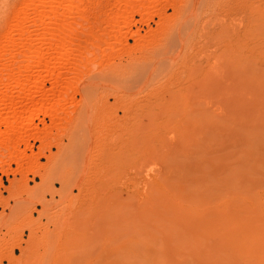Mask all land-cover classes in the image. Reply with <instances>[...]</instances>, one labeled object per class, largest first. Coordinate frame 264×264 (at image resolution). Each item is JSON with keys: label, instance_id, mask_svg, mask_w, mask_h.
Returning a JSON list of instances; mask_svg holds the SVG:
<instances>
[{"label": "rangeland", "instance_id": "1", "mask_svg": "<svg viewBox=\"0 0 264 264\" xmlns=\"http://www.w3.org/2000/svg\"><path fill=\"white\" fill-rule=\"evenodd\" d=\"M85 2L93 33L83 34L99 38V45L90 48L91 64L107 67L113 56L126 63L127 51L133 47L136 62L124 72L137 71L142 67L140 52L149 44V84L163 85V90L141 108L149 86H132L126 75L89 99L82 97L84 82L74 83L70 92L62 87L56 98H43L39 94L50 86L46 81L43 90L34 88L33 98L15 103L6 100L0 88V264H264V257L260 260L256 253L257 248L264 252L260 238L264 235L260 223L264 221V69L255 75L251 34L234 33L239 16L224 0L208 14H202L203 0ZM29 3L0 0V48L9 46L11 24ZM27 19L30 33L38 24ZM196 24L204 27L196 29ZM173 29L178 32L171 33ZM44 79L52 78L46 74ZM113 89L117 101L110 96ZM101 96L109 98V105L85 114L83 107ZM225 97L230 98L228 105L222 102ZM207 101L218 113L228 106L223 107L227 116L223 111L221 115L231 120L232 124L226 121L230 127L246 115V128H231L227 135L216 128L217 139L196 141L199 137L194 138L190 121L201 102ZM228 113L233 114L231 119ZM240 131L254 136L249 141ZM225 144L230 147L227 159ZM213 155L222 162L217 159V164V157L210 160ZM223 166L233 169L232 174ZM224 177L234 182L223 187ZM207 184L223 189H207ZM253 197L261 203L250 202ZM227 198L232 203L228 210L237 213H229L231 218L227 210L216 207Z\"/></svg>", "mask_w": 264, "mask_h": 264}, {"label": "bare ground", "instance_id": "2", "mask_svg": "<svg viewBox=\"0 0 264 264\" xmlns=\"http://www.w3.org/2000/svg\"><path fill=\"white\" fill-rule=\"evenodd\" d=\"M85 1L86 0H31V3L27 4V7H25V9H22L18 13V15L16 16V18L13 21V24H11L12 25V28H11L12 31H10V33H8V35H7V42H8V45L10 46V47L8 46L9 49L7 47V44L2 45L0 48V51H1V56H0V88H2L3 92L6 93V95L3 94V96L5 97L6 100H11L14 103L16 100H21V101L22 100H29L35 96L34 95V88L38 89V90H43V87H44L46 81L50 82V86L47 89L43 90L42 94H39L40 97L56 98L60 95V93L62 91V87H65L66 91L70 92V90L73 89L74 83L84 82L86 86L83 88L82 97L89 99L93 96L94 97L97 96L100 93L99 91L101 89L115 85L123 75H126V77H128V80L130 81V84L132 86L139 85V84H140V87H142V88H146L149 86L146 89L145 94L141 98L142 102L139 103V106L141 108H146L149 102H151L153 99H156L157 97H159L161 91L163 90V85H158L156 88L150 87L151 84H149V83H150L151 79H149V77L147 76V73H146V70H147L146 65L151 61V58H152L151 57L152 50L150 49L149 44L145 45L144 48L140 52V54L142 56L141 57V59H142L141 66L142 67L138 68L137 71H133V72L131 71L130 73L124 72L125 69H128L131 65H133L136 62V55L133 54V53H135V52H133V50H134L133 47H131L127 51L128 57H127L126 63H123V64L119 63L118 61H116L115 56H113L112 61L109 63V65L107 67H103V66L97 67L94 64H91V63H94V61L91 58L90 48H92L94 46L97 47L99 45L97 43L99 38H97L95 35H93L91 37H87L86 35L83 34V33H93L92 27H91V24H90L89 18H88V16H90L89 15L90 13H88L89 11L87 12V4ZM220 1L222 2L223 0H203L204 8L202 9V11H203L202 14L205 11H206L205 14H208L207 11L214 9V8H211V7H213V5L214 6L218 5V4L220 5ZM224 1H228L229 6H230V12L239 16V22L237 24V28L235 29L234 33H250L251 34V39L253 40L252 45L250 47L251 54H252L251 58H252V61H254L257 65L256 69H255V75L259 76L262 72V69H264V0H224ZM27 18H31V20H33L34 23L38 24L37 28L36 29L32 28L33 31H30V33H27L29 31V29H27L25 26V24H26L25 21L28 20ZM114 23H117V17L114 19ZM114 25H116V24H114ZM195 26H196V29L197 28L199 29L200 27H204V24H201L199 26H198V24H196ZM80 27H81V29L78 31V29ZM13 30H15V31L13 32ZM177 32H178V30L175 31V29H173L171 31V33H177ZM12 33H14V34L16 33V35H12ZM111 47H114V46L111 45ZM46 74L51 76L52 79L45 80L44 75H46ZM76 78L78 80H76ZM15 88H19V92H15L14 91ZM131 88H133V87H131ZM259 90L261 92V87H259V88L257 87L255 89L256 92L257 91L259 92ZM256 92L254 94L258 93V92L257 93ZM110 96L113 97L114 101L118 100V95H117L116 90L113 89L112 92L110 93ZM0 98H1V95H0ZM225 99L226 100H224L222 102H225L226 103L225 105H228L230 98L225 97ZM94 101H95V104L90 102V103H88V105L86 107H83L85 114L88 115V113L91 112V109H95V108L102 109V108H105L109 105V98L106 96H101L100 98H96V100H94ZM22 102H24V101H22ZM209 102L208 101L207 102H201V105H199L196 108V112L191 118L190 122H191V126H192V131L195 133V134L193 133L195 135L194 138L197 136L199 137V138H195L196 141H200V137H201L200 142H201V144H204L203 143V142H205L204 140H206V141L208 140L205 138H210V139L216 138L217 139V135H216V131H215L216 128H218L219 130L221 129L223 132H225V130H226L225 135H227L228 134L227 132H229V131L232 132L231 128L232 129L236 128L237 130L241 129L242 131H243V129L246 128L245 126L249 123V121L247 123V116L246 115H245L246 117L244 116V118H246V120L239 116L238 118H240V119L238 120V122L233 127H230L229 125H227V122L229 123L231 120L227 121V117H226L227 114L224 113V109H223V107L225 105H223V107L221 108L222 109L221 112L223 111L222 112L223 116H224V114L226 115L225 117H223L221 115V112L220 113L216 112L217 109H214V107L212 106V103L211 102L209 103ZM239 105H241V103ZM245 105L246 104L241 105V107L244 106V108H246L247 105H246V107H245ZM225 107H228V106H225ZM25 108L26 107L23 106V110ZM217 108L220 111V106H217ZM244 108L241 110L239 109L241 112L240 113L241 115L243 112L242 110H244ZM83 109L79 113L80 116L84 115V114H82V113H84ZM227 109L228 110L230 109V112H231L232 108H227ZM18 112H20V110L16 111V113H18ZM232 112H234V114H238L237 113L238 111L236 112V111L232 110ZM231 113L230 114L228 113L229 117H230V115H233ZM229 119H231V117ZM112 124H113V122H112ZM229 124H232V123H229ZM228 126L230 127L229 129H228ZM249 126H250L249 128H251L252 125H249ZM254 128L252 127V129H254ZM247 130H248V128H247ZM247 130L245 132L250 133V130L249 131H247ZM259 130H261V129H259ZM242 131H240V132H242ZM256 132H258V131H256ZM262 132H264V131H262ZM262 132H261V134H262ZM199 133H202V135L204 134L206 137L203 136V138H204L203 139L202 135ZM248 133H246V135ZM243 134L245 135V133H243ZM261 134H260V136H262ZM199 135H201V136H199ZM244 135L242 137H244ZM246 135H245V137H246ZM248 136L249 135H247V137ZM252 136H254V135H251L250 137L252 138ZM258 136H259V134H258ZM242 137L241 138L239 137L238 139L241 140ZM250 137H248V140ZM230 138L231 137H229V139ZM232 138H234V136ZM253 138H255V137H253ZM197 139H199V140H197ZM257 139L259 140V138H256L254 141H256ZM248 140L246 138V141H248ZM244 141H245V139H244ZM17 142L18 141H15V143H17ZM241 142H242V140H241ZM196 143H198V142H196ZM227 143H229V142H227ZM232 143H234V142H232ZM198 144L200 145V143H198ZM198 144H195V145H198ZM226 145L227 144H225L224 146L226 147ZM240 146H241V144H240ZM242 146H243V144H242ZM242 146H241V148H244ZM252 146H253V144H252ZM225 147H223V148H224V151H225V149H227L226 150L227 152H225V153H227V154H225V156L227 155L225 157L227 159L228 158V149H230V147L229 146H227L228 148L227 147L225 148ZM245 151H246V148H245ZM39 152H41V151H39ZM220 152H222V151H220ZM243 152H244V150H243ZM241 154H243L242 151H241ZM249 154H253V153L249 152ZM203 157H200V159ZM215 157H217V158L215 159ZM221 157L223 158V155ZM197 158H195V160ZM245 158H247V157H244V159ZM214 159H215L216 163L219 164L217 159L220 160V158L218 156H214L213 159H210V160H214ZM226 159H225V162H226ZM222 160L224 161V158ZM228 160H227V162H228ZM233 161H235L234 163H236L238 160L237 161L233 160ZM197 162H198V160L195 161V163H197ZM202 162H203V160H202ZM207 164L209 165V164H211V162L210 163L207 162ZM245 164L246 163H244V165ZM212 165H213V163H212ZM227 165H230L229 162ZM227 165H225V166H227ZM231 166H233V165L231 164ZM208 167H210V165ZM215 168H217V167H215ZM222 168L224 169L225 167L223 166V167H221V169ZM201 169H203V168H201ZM221 169H220V171H221L220 173L224 174L225 171H227V170L229 171L230 168H228L226 170L224 169L225 170L224 172H222ZM238 169H240V166ZM231 170H233V169H231ZM231 170L228 172V174H230L232 172ZM236 170H237V168H236ZM216 171H217V169H216ZM216 171H214V172H216ZM243 171H245V170H243ZM236 172H238V171H236ZM246 172H247V170H246ZM210 173H212V172H210ZM241 174H243V172H241ZM244 174H245V172H244ZM244 174H243V176H244ZM239 175H237V176H239ZM240 176H242V175H240ZM239 177H237V178H239ZM205 178H206V176H205ZM212 178H214V176ZM216 178L219 179V177H216ZM224 179H226V178L224 177ZM229 179H231V177L228 178V180L226 179L227 181H223V183H222L223 187H224V184L227 183L228 181L234 182L233 179L232 180H229ZM234 179L237 180L236 178H234ZM213 182H214V180H212L211 183H213ZM42 183H43V181H42ZM229 184H227L228 188H229V186H228ZM207 185L209 186V184H207ZM214 185L209 186V187L207 186L205 188L211 189V188H213ZM204 186H206V185H204ZM232 186H233V183H232ZM241 186H242V184H241ZM214 187L219 189V190L223 189L222 186L221 187L220 186H218V187L214 186ZM220 188H222V189H220ZM228 188H226V189H228ZM229 190H230V188H229ZM209 191H211V190H209ZM232 191L233 190H231L229 192H232ZM243 191H244V187H243ZM215 192H217V190ZM246 193H245V195H246ZM249 193L247 194V197H248V195L250 196L252 192H249ZM226 194L227 193H225V195ZM233 194L235 195L234 192H233ZM240 194H241V192H240ZM240 194H239V196H240ZM243 194H244V192H243ZM201 195H202V193H201ZM205 195H206V193H205ZM222 196H223V194H222ZM206 197L205 198L203 197V198L206 199ZM240 197H244V196L242 195ZM245 197H244V200L247 199ZM255 197H256V195H255ZM255 197H253L254 199H249V201L251 202L253 200V202H254V200L256 198H258V197H256V198ZM262 197H264V196H262ZM212 198H213V196H212ZM218 198L220 199V197H218ZM233 199L234 198H232V201H233ZM227 200H230V199H228V198L225 199L223 201V204H221V202H222V200H221V202H219V204L216 205V207H219V205H220V209L222 207L224 210H227L228 214H229V213H232L229 211L232 208H230L228 210V208L231 207L229 205L232 203L227 201ZM239 200H240V198H239ZM262 200H264V199H262ZM216 201H219V200H216ZM242 201H243V199H242ZM256 203H257L256 205H258V203H261V202H260V200H257ZM246 204H248V203H246ZM256 209H258V208H256ZM216 210H217V208H216ZM212 211L215 212V210H211V212ZM221 212H222V210H221ZM221 212H219V213H221ZM250 212H251V209H250ZM262 212H264V211H262ZM209 213L206 212L207 217L213 216L212 213H210V215H209ZM224 213H226V212H224ZM233 213L236 216L237 213H235V212H233ZM254 213H255V211H254ZM248 214H250V213H248ZM241 215L242 214H240V216ZM259 215L260 214L256 215V216H258V219H259ZM230 216H231V214H229L228 217H230ZM242 216H244V214ZM237 217H235V218H237ZM251 217L254 219L253 216H251ZM210 218H212V217H210ZM255 218H256L255 220H257V217H255ZM260 218L262 219L261 215H260ZM204 219H207V218L204 217ZM226 219H228V218H226ZM229 219H228V221H229ZM261 219H259V221ZM215 220L217 221L216 217H215ZM237 220H235V221L237 222ZM246 220H244L243 222L248 223V222H246ZM249 220H252V219H249ZM255 220H254V222H253V220L251 222H253L254 225L256 226ZM216 221H214V222H216ZM230 222L232 223L231 220H230ZM262 222H264V221H262ZM262 222H260L261 226H264V223H262ZM250 223H249V225H250ZM216 224H217V222H216ZM216 224H215V228L218 229L216 227ZM240 225H242V224H240ZM240 225L238 224V226H240ZM251 225H250L249 229H251V227H252ZM217 226H219V225H217ZM243 226L244 225H242V227ZM255 226H253V228H255ZM261 226H260V228H261ZM245 227L246 226H244L243 228H245ZM239 228H241V227H239ZM260 228H259V230H260ZM262 228H264V227H262ZM236 229H237V226H236ZM236 229L234 231H236ZM261 231H264V230H261ZM237 232H238V230H237ZM253 232L254 231H252V234H253ZM254 233H256V232H254ZM214 234H216V233H214ZM244 234H245V232H244ZM256 234L258 235L259 233H256ZM253 235L255 236V234H253ZM258 236H260V235H258ZM228 237H229V235H228ZM260 238H264V235H262ZM230 239H231V237H230ZM235 240L237 241V239H235ZM246 240L247 239H245V242H246ZM240 242L242 243L243 241L242 240L239 241V245H240ZM257 243H255V244H257ZM261 243L264 244V242H261ZM223 244H224V242H223ZM257 246H259V244ZM250 247L252 248L251 245H250ZM262 247H264V246H262ZM241 248H243V247H241ZM254 248H255V246L253 247V249ZM257 249L259 251H257L256 253H258L257 255L261 254V257H259L261 260V258L264 257V252L261 253L260 249L259 248H257ZM247 250L248 249H246V251ZM250 250H252V249H250ZM236 251H238V248L236 249ZM246 251H244V252H246ZM253 251H256V250H252V252ZM239 252H240V249H239ZM229 253H230V251H229ZM216 256H217V254H216ZM217 257H216V259L214 258V260L220 259L219 257L217 259ZM235 257H236V255L234 256V254H233L234 259H235ZM245 257H243V258H245ZM254 257H256V256H254ZM210 258H213V257H210ZM259 258L257 256L256 259H259ZM249 259H250V257H249ZM251 261H252V259H251ZM262 261H264V258H262ZM224 262H226V261L224 260ZM216 264H218V263H216ZM257 264H259V263H257Z\"/></svg>", "mask_w": 264, "mask_h": 264}]
</instances>
